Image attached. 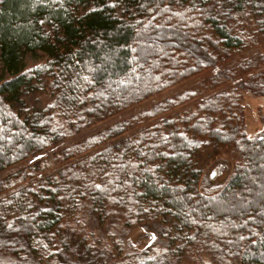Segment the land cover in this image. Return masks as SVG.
<instances>
[{
  "label": "trees",
  "instance_id": "16d2710c",
  "mask_svg": "<svg viewBox=\"0 0 264 264\" xmlns=\"http://www.w3.org/2000/svg\"><path fill=\"white\" fill-rule=\"evenodd\" d=\"M261 41L264 0H0V174L218 68L0 180V264H133L86 218L122 247L156 226L175 264H264V116L249 138L242 108L264 99V52L237 60Z\"/></svg>",
  "mask_w": 264,
  "mask_h": 264
},
{
  "label": "rangeland",
  "instance_id": "374dc122",
  "mask_svg": "<svg viewBox=\"0 0 264 264\" xmlns=\"http://www.w3.org/2000/svg\"><path fill=\"white\" fill-rule=\"evenodd\" d=\"M148 46H150L151 51L153 52L155 49L157 50V47L160 46V40H154L151 44L147 43ZM264 52V41H261L259 44L255 46H246L244 49V52L240 53L241 56H238L237 60H241L244 57L251 56L253 54H259ZM38 61H27L26 67L31 68L35 64H37ZM218 70L214 69L212 71H206L203 74H200L196 77H193L191 79H188L178 85H175L171 87L170 89L154 96L148 99L147 101L139 104L136 107L131 108L128 111L123 112L121 115L108 118L104 121H101L97 123L96 125H92L84 129L83 131H79L77 134L72 135L70 138H68L65 142L54 145V147L45 150L41 153H38L36 155H33L29 159L23 161L22 163L17 164L10 170H6L5 172L0 174V180L5 178L6 176L15 173L19 170H22V168H27V166L37 165L38 168L44 167L43 171L45 173L54 170L57 165L56 163H50L48 161L50 155L52 153H58L60 150L65 148V146L69 144L76 143L83 138H86L94 133L103 131L111 126H114L116 123H119L120 121H123L125 119H128L131 117V115H134L136 113H139L145 109H147L150 105L164 100L166 98H170L183 90H187L190 88L191 84L196 82L198 78L210 75L212 72H216ZM53 97V95H51ZM50 96V97H51ZM48 97V94H29L26 93L25 103L26 105L32 109L35 107H40L44 104V100ZM49 97V98H50ZM48 98V99H49ZM47 99V100H48ZM242 108H243V117H244V130L246 135L249 138H254L260 135L262 129H263V116H264V99L258 96L254 95H243L242 99ZM59 120V119H57ZM59 124H61L60 121H58ZM152 124H159V120H157L155 123ZM49 162V164H48ZM220 166V165H219ZM222 168L218 169V166H212L209 168L206 172L207 177H210L211 172H215V175L212 178H209L211 180H205V183L208 185V187L216 188L220 183H222L227 176L228 166L227 165H221ZM84 223L86 225L83 226L85 232L91 236L92 239L97 240L98 243H101V245L105 248L109 249V252L111 251V254L113 255H119V257H125L130 253V260L129 263L133 262V264H175L174 259L169 253L167 252L164 241L162 240L158 228L154 225H150L149 229H134L132 231H127L125 235L126 240V247H122L118 243V238L122 239V236L119 234H115V236H111V233L113 234L114 231L111 229L109 230L107 226L99 227L96 225L93 219H84ZM0 238L6 239L7 237L3 234L1 228H0ZM128 243V244H127ZM125 251V252H124ZM73 264V263H72Z\"/></svg>",
  "mask_w": 264,
  "mask_h": 264
},
{
  "label": "water",
  "instance_id": "95a60500",
  "mask_svg": "<svg viewBox=\"0 0 264 264\" xmlns=\"http://www.w3.org/2000/svg\"><path fill=\"white\" fill-rule=\"evenodd\" d=\"M215 175V172H211L210 178H212Z\"/></svg>",
  "mask_w": 264,
  "mask_h": 264
},
{
  "label": "snow or ice",
  "instance_id": "6c2138e0",
  "mask_svg": "<svg viewBox=\"0 0 264 264\" xmlns=\"http://www.w3.org/2000/svg\"><path fill=\"white\" fill-rule=\"evenodd\" d=\"M96 187H99V185H97Z\"/></svg>",
  "mask_w": 264,
  "mask_h": 264
}]
</instances>
